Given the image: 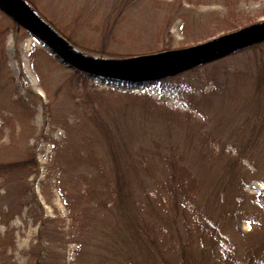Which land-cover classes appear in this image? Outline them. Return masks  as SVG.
<instances>
[{"label":"rangeland","instance_id":"rangeland-1","mask_svg":"<svg viewBox=\"0 0 264 264\" xmlns=\"http://www.w3.org/2000/svg\"><path fill=\"white\" fill-rule=\"evenodd\" d=\"M116 1L33 3L77 46L97 50L103 37L107 53L134 55L73 44L106 62L264 22V0H135L104 36ZM74 70L0 8V162H33L0 176V264H264V39L164 81L90 73L80 84ZM104 161L127 174L124 190L107 180L85 195ZM180 164L181 184L196 179L201 230L178 220L167 183L136 174Z\"/></svg>","mask_w":264,"mask_h":264},{"label":"water","instance_id":"water-1","mask_svg":"<svg viewBox=\"0 0 264 264\" xmlns=\"http://www.w3.org/2000/svg\"><path fill=\"white\" fill-rule=\"evenodd\" d=\"M19 2L0 0V8L11 15L19 25L30 31L32 35L44 41L51 52L61 62L67 63L69 68H77L92 74L114 75L129 81L143 82L147 79H156L163 75L182 71L264 39V22H262L195 47L152 56H138L136 59L106 62L84 56L68 41L56 34L34 12L26 9L21 0ZM119 68L135 75L130 77L128 73L118 72Z\"/></svg>","mask_w":264,"mask_h":264},{"label":"trees","instance_id":"trees-1","mask_svg":"<svg viewBox=\"0 0 264 264\" xmlns=\"http://www.w3.org/2000/svg\"><path fill=\"white\" fill-rule=\"evenodd\" d=\"M26 1L30 4L31 8L34 11L38 12V8L33 3V0H26ZM130 1H135V0H117L115 2L114 10L111 11V12H108L107 19L105 18L106 20L104 21V25H105V27H104L105 28L104 36H106L112 30V28L115 27L113 23L116 20V17L121 13V10L123 9L122 5L126 4V3H130ZM38 14H39V12H38ZM47 22L52 27H54L59 33H61L71 44H74L76 47H79V49H81V50H83L85 52L98 53V54H101V55H108V56L120 55V57L134 56L132 54H121V53H117L116 54L115 53L116 55H113L114 53H111V52L107 53L104 50V48L106 46V42H105L106 40H102L103 37H101V39H100V47L97 50L90 49V48H85L83 46H77L75 44L76 41H74L69 34H64L63 32H61L59 28L55 27V25L53 23H51V21L48 20ZM203 65H205V64H203ZM203 65H200V66H203ZM200 66H198V67H200ZM198 67H196V68H198ZM196 68L188 70V71L184 72V74H186L188 72H191L193 70H196ZM73 73L77 75V77H78L77 79H78V82L80 84H84V79H85L84 76L89 77L88 73L85 72V71L74 70ZM254 91H256V88L254 89ZM104 131L108 132V131H106L105 128H104ZM32 164H33V162L30 159H19V160L12 159V161L0 162V176L4 177V175L6 173L7 174L8 173L12 174V173H15V172H20V171L26 170L25 168H27V169L29 168L30 169ZM111 164L113 165L112 168L115 167L116 160H113L111 162ZM104 165H105V161H104V164L100 165V167H99L100 170L97 171V173H95L94 175H92L90 177V180L88 181L89 183L86 184L87 185V189L84 192L85 195L86 194L87 195L93 194L92 192H94V189L96 187L109 186L108 183H109L110 180H112L114 182V185L112 187L114 189H116L118 192L121 191V190H124L125 178L127 177V174L119 171L118 168L115 169V170H112V172H109V169H106L104 167ZM175 165H176V163L174 161L173 166H175ZM183 167L184 166L182 164L177 165L176 168L168 169L167 171H164L163 174H161V172L158 173L157 171H153V170H137L136 174L142 173V174L146 175L147 177L145 178L144 181L150 180L152 183L155 184L157 190H159V191H161L163 188H165V185L162 186V184L163 183H167V187L168 188H166V189H168L167 196L170 198L169 203L173 204V205H180L179 207H177V208L180 209V216H179L178 220H180L182 218H186L188 220V227H187L186 223H182V224H185L184 227H186L187 230L191 229L192 227L197 228V230H201V228L203 229V226H204L203 224L206 222V215L200 212V206L189 205V201L194 196L193 188L196 187V179H195V177L193 176L192 173H186V175H185L186 181L184 182L185 184L183 185V184H181L179 182V179L176 178L181 173L182 174L184 173L183 170L179 171V169L183 168ZM142 168L144 169L143 165H142ZM176 170H178V172ZM20 174H21V176H24L22 174V172ZM166 179H168V181L174 179L175 183L178 184V185H176L178 187L175 188V185H172L171 187H169V184L166 181ZM107 180H108V183H107ZM149 189H151V188H149ZM112 193H113V190H112ZM123 197L124 196L122 195V198ZM93 199H94V197H90L89 201H94ZM186 204H188V205H186ZM122 208H123V205H122ZM197 210H198V213H199L200 216H199L198 222L194 223L192 221V219H191L190 213H193L195 216H197L198 215ZM201 221H202V226L199 223ZM254 222H256V221H254ZM199 225L201 226V228H200ZM197 261H198V259H197ZM216 261H217V264H228L224 257H223V259L218 258ZM34 264H36V263H34ZM37 264H40V262L37 263ZM255 264H259V262H255Z\"/></svg>","mask_w":264,"mask_h":264},{"label":"bare ground","instance_id":"bare-ground-1","mask_svg":"<svg viewBox=\"0 0 264 264\" xmlns=\"http://www.w3.org/2000/svg\"><path fill=\"white\" fill-rule=\"evenodd\" d=\"M14 2H16V3H20L18 0H13ZM21 2H22V4H23V6L26 8V9H32L31 8V6H30V4L26 1V0H21ZM1 11L3 12V13H6L4 10H2L1 9ZM35 15L38 17V18H40L42 21H44L43 20V18L35 11ZM45 23L48 25V26H51L46 20H45ZM250 25H253V24H249L248 26H250ZM16 26H18V23L16 22ZM52 27V26H51ZM247 27V26H246ZM26 30V29H25ZM53 30L56 32V34H58V35H60L63 39H65L66 40V38L61 34V33H59L54 27H53ZM29 34H31V32L30 31H28V30H26ZM70 43V42H69ZM195 47V46H194ZM175 50H181V49H172V50H169V51H175ZM230 54V53H229ZM85 56V55H84ZM88 57V56H87ZM214 60V59H213ZM213 60H210V61H207V62H204V63H201L202 65L203 64H207V63H211V62H213ZM102 61H104V60H102ZM199 65H197V66H195V67H198ZM195 67H191V68H188V69H185V70H182V71H178V72H175V73H171V74H168V75H163V76H160V77H158V78H156V79H147V80H145V82H149V81H152V80H158V81H164V80H167V79H169V78H171V77H174V79L175 78H178L177 76H179V75H184V72H186V71H188V70H191V69H193V68H195ZM78 70H80V69H78ZM80 71H82V70H80ZM118 72L119 71H123V73H128L129 75H130V77L131 76H134L133 74L131 75L127 70H125V69H123V68H119V70H117ZM88 75H90V73H88ZM125 81H127L126 79H124ZM130 82H134V80H130ZM38 94H40L39 92H38Z\"/></svg>","mask_w":264,"mask_h":264}]
</instances>
